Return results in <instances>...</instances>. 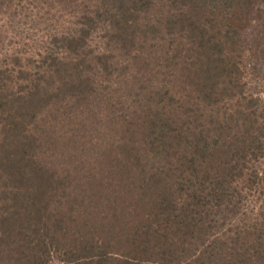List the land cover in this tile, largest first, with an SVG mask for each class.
Returning a JSON list of instances; mask_svg holds the SVG:
<instances>
[{
	"label": "trees",
	"instance_id": "16d2710c",
	"mask_svg": "<svg viewBox=\"0 0 264 264\" xmlns=\"http://www.w3.org/2000/svg\"><path fill=\"white\" fill-rule=\"evenodd\" d=\"M260 7L0 0V264H264Z\"/></svg>",
	"mask_w": 264,
	"mask_h": 264
},
{
	"label": "rangeland",
	"instance_id": "374dc122",
	"mask_svg": "<svg viewBox=\"0 0 264 264\" xmlns=\"http://www.w3.org/2000/svg\"><path fill=\"white\" fill-rule=\"evenodd\" d=\"M262 9V11H258V12H255L253 13L251 11V13L253 14L254 16V19H256L258 21L257 25L259 27V29H263L264 30V7H260ZM28 19H32V17H30V14H29V18H25L24 16V12H21V13H18L17 16H15L13 19H12V22H13V26L15 27V29L19 28V27H26L25 25H23L25 22H28ZM248 26H254V25H248ZM4 32V30H3ZM5 33V32H4ZM10 35V34H9ZM8 35V36H9ZM4 36L6 35H3L2 32L0 31V38H4ZM262 71L264 72V65L262 67ZM260 81V82H259ZM257 82L256 84L258 85H263L264 84V77H262L261 79H257ZM254 82H252V86H254ZM256 86V85H255ZM262 96H264V94H262ZM107 160H109L110 162H112L114 159L112 158V156H109L107 157ZM64 161H67L66 159H62L61 162H64ZM65 168H68L70 169V165H66Z\"/></svg>",
	"mask_w": 264,
	"mask_h": 264
}]
</instances>
